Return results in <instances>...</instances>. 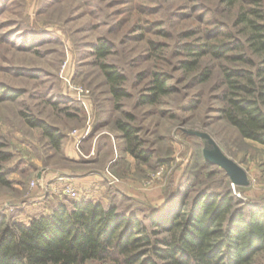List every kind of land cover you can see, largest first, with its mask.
Masks as SVG:
<instances>
[{
  "label": "rangeland",
  "instance_id": "374dc122",
  "mask_svg": "<svg viewBox=\"0 0 264 264\" xmlns=\"http://www.w3.org/2000/svg\"><path fill=\"white\" fill-rule=\"evenodd\" d=\"M241 4L248 3L0 0V81L22 90L16 100L0 101V133L12 154L11 184H0V213L28 221L57 202L86 198L115 202L143 218L182 193V183L191 186L187 199L213 181L217 188L221 178L237 197L264 204V144L241 136L224 117L223 59L210 58L214 72L204 82L194 80L198 70L179 66L187 57L180 42L206 41L214 23L236 35ZM104 39L110 48L102 55L95 44ZM151 40L159 45L152 47ZM203 58L205 64L208 56ZM102 62L126 74V94L119 99ZM153 70L169 72L170 91L140 103ZM21 110L58 127L60 147L30 126ZM120 118L136 128L133 138L147 160L127 149L129 141L116 126ZM192 131L207 132L247 170L249 184H234L223 168L207 164L203 150L209 143Z\"/></svg>",
  "mask_w": 264,
  "mask_h": 264
},
{
  "label": "trees",
  "instance_id": "16d2710c",
  "mask_svg": "<svg viewBox=\"0 0 264 264\" xmlns=\"http://www.w3.org/2000/svg\"><path fill=\"white\" fill-rule=\"evenodd\" d=\"M237 1L223 0L229 6ZM245 1L248 4L238 7L236 35L221 22L214 23L206 41L180 42L179 51H186L187 57L180 58L179 66L198 70L194 80L204 82L214 72L210 58L223 59L219 84L224 117L241 136L264 144V0ZM158 43L151 40L154 48ZM109 45L100 41L96 52L107 54ZM236 49L240 51L234 53ZM101 68L113 96H124L126 74L115 63L102 62ZM170 77L166 70H153L151 86L141 93L140 103L156 102L169 92ZM21 94V89L0 81V101L16 100ZM21 114L52 146L60 147L63 134L58 127L23 110ZM116 126L129 141L127 149L147 160L133 138L136 128L121 118ZM11 156L0 133L1 185L11 184L12 170L7 167ZM211 183L187 199L191 186L186 189L182 183V193L171 195L164 207L143 216L145 220L115 202L86 198L57 202L28 221L0 213V264H256L258 258V264H264V204L237 197L222 178L217 188Z\"/></svg>",
  "mask_w": 264,
  "mask_h": 264
},
{
  "label": "water",
  "instance_id": "95a60500",
  "mask_svg": "<svg viewBox=\"0 0 264 264\" xmlns=\"http://www.w3.org/2000/svg\"><path fill=\"white\" fill-rule=\"evenodd\" d=\"M192 133L207 139L209 145L204 148L203 154L208 162L223 168L234 184H249L247 170L236 160L228 156L207 132L192 131Z\"/></svg>",
  "mask_w": 264,
  "mask_h": 264
},
{
  "label": "built area",
  "instance_id": "2783aa9c",
  "mask_svg": "<svg viewBox=\"0 0 264 264\" xmlns=\"http://www.w3.org/2000/svg\"><path fill=\"white\" fill-rule=\"evenodd\" d=\"M72 193L75 194V191L71 192V194H72Z\"/></svg>",
  "mask_w": 264,
  "mask_h": 264
}]
</instances>
